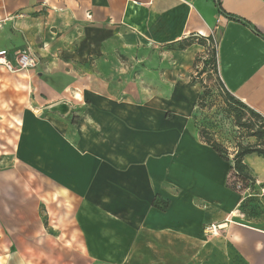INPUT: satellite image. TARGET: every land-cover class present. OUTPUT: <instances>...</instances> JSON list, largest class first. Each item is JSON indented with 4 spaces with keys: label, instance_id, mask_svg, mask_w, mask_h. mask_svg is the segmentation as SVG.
<instances>
[{
    "label": "crops",
    "instance_id": "obj_1",
    "mask_svg": "<svg viewBox=\"0 0 264 264\" xmlns=\"http://www.w3.org/2000/svg\"><path fill=\"white\" fill-rule=\"evenodd\" d=\"M221 3L242 21L215 0H0V20L16 16L0 27V51L12 63L15 52L39 60L23 73L0 65V163L54 184L65 207L59 236H15L18 253L32 258L43 241L61 264H199L205 227L229 221L243 202L226 186L232 164L196 123L203 91L193 75L206 46H170L216 36L226 89L264 119V0ZM95 63L125 76L110 84L115 71L97 75ZM79 93L84 102L70 105ZM61 103L69 114L50 111ZM249 137L244 145L262 144ZM244 163L264 183V157Z\"/></svg>",
    "mask_w": 264,
    "mask_h": 264
},
{
    "label": "rangeland",
    "instance_id": "obj_2",
    "mask_svg": "<svg viewBox=\"0 0 264 264\" xmlns=\"http://www.w3.org/2000/svg\"><path fill=\"white\" fill-rule=\"evenodd\" d=\"M212 38L213 42L217 40L216 36ZM120 60L122 61L123 58ZM142 64L144 66V63ZM112 67V64H106V69H100L95 63L92 70L97 75L100 74V70L115 71V75L111 74L106 78L110 84L115 85L116 80L125 76V72L120 73ZM201 69L194 70L193 80L201 85L202 90L204 87L208 88L212 94L208 97L205 108L199 107L200 120L197 123L203 127L206 125L209 136L227 148L231 161L237 146L246 144L250 140L249 134L252 131L244 124H253L259 128L262 122L249 111L226 104L212 66L208 67L202 75ZM132 77L135 83H142L140 93H150L146 89L143 77L139 75ZM121 90L120 87H112V93L123 97L126 93H122ZM65 93L71 96L70 91ZM84 100V95L79 93L71 98L72 102L69 104H81ZM68 108L67 106V110ZM79 111L78 106L73 112L75 122ZM64 113L69 114V111ZM2 152H6V148L0 147V155ZM234 182L233 178L229 181L230 185ZM249 185L247 189H241L239 192L243 202L239 213L232 216L229 221L223 222L228 224L219 232V235L204 234L205 242L199 249L201 253L199 264H264V183L258 184L256 181L254 185L251 183ZM42 189L44 196H42ZM60 193L54 184L43 181L33 172L19 165L17 161L0 163V264L62 263L60 256L50 255L43 241L35 242L37 256L32 258H26L18 253V245H14L11 241L15 236L31 234L37 236V239L47 233L59 236L60 218L65 215V207L58 202ZM61 194L64 195L63 192ZM68 205L67 212L71 208ZM29 245H33V242L21 243L20 247ZM32 253H34L33 250Z\"/></svg>",
    "mask_w": 264,
    "mask_h": 264
},
{
    "label": "trees",
    "instance_id": "obj_3",
    "mask_svg": "<svg viewBox=\"0 0 264 264\" xmlns=\"http://www.w3.org/2000/svg\"><path fill=\"white\" fill-rule=\"evenodd\" d=\"M215 4L217 10H219V12L229 20L236 19L242 21L240 18L236 17L233 14L231 15L226 10H224L221 0H215ZM195 42L206 46L207 49L205 57L198 58L195 62L196 66H199L200 64L202 65L200 74L202 75L203 73L206 72L208 67L212 66V71L217 76L218 85L223 95L224 102L226 104H229L230 107L237 106L243 110L249 111L250 114L252 113V115L255 118H257L259 121L262 122V125L259 128L253 124L252 125H249L247 123L244 124L252 131V132L250 131L251 133L249 134V136L253 135L257 137L260 141H262V144L260 146L239 144L237 146V150L234 152L233 159H231V161H230L231 156H229L227 148H225L221 143H219L217 140L209 136L207 131L208 128L206 125H204L203 127V125H199V123L196 122L199 128L201 139H203V141H205L217 154L222 156V158L225 161L229 163L232 162V166L230 169L231 172L229 174L226 186H228L229 189L238 193L241 191V189L242 190L247 189V187L250 186L249 183L254 185V183L256 182V179L253 178L252 174L250 173V169H248L247 165L244 163V158L247 155L253 154V152L258 153L264 157V119L260 115L255 113L252 109L248 108V106L244 105L240 100L233 97L232 94L226 89L224 83L222 82L218 74L217 51L212 37H202V36L201 38L191 37L185 39L184 41L178 42L177 45L175 44L171 45L170 47L172 49H177L182 51ZM202 91L203 93L200 95L198 100V107H200L201 109L205 108L206 101L208 100V97H210L212 94V92H210L208 88L205 87L203 88ZM231 178L235 179L233 185H230L229 183Z\"/></svg>",
    "mask_w": 264,
    "mask_h": 264
},
{
    "label": "built area",
    "instance_id": "obj_4",
    "mask_svg": "<svg viewBox=\"0 0 264 264\" xmlns=\"http://www.w3.org/2000/svg\"><path fill=\"white\" fill-rule=\"evenodd\" d=\"M50 0H44V5H47ZM16 16L9 17L11 19H14ZM22 17V16H20ZM8 18V19H9ZM8 19L0 20V27L8 21ZM215 42V46L217 47V42ZM8 51H0V65L4 66L9 72L12 73H23L28 70H33L37 68L39 65V60L38 58L33 55L29 51L25 52H15V62H9L7 60L8 57ZM227 225V223H224L223 225L221 224H209L207 227L204 229V234L205 235H212V236H217L219 235V232L223 230V226Z\"/></svg>",
    "mask_w": 264,
    "mask_h": 264
},
{
    "label": "water",
    "instance_id": "obj_5",
    "mask_svg": "<svg viewBox=\"0 0 264 264\" xmlns=\"http://www.w3.org/2000/svg\"><path fill=\"white\" fill-rule=\"evenodd\" d=\"M66 110H67V105L64 103H61V104L51 108V111H53V112H59V111L60 112H66Z\"/></svg>",
    "mask_w": 264,
    "mask_h": 264
}]
</instances>
